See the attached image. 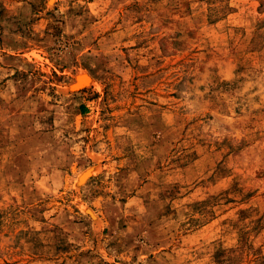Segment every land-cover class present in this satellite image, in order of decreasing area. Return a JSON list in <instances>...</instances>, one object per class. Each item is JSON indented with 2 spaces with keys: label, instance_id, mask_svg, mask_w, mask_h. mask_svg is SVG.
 <instances>
[{
  "label": "rangeland",
  "instance_id": "obj_1",
  "mask_svg": "<svg viewBox=\"0 0 264 264\" xmlns=\"http://www.w3.org/2000/svg\"><path fill=\"white\" fill-rule=\"evenodd\" d=\"M0 264H264V0H0Z\"/></svg>",
  "mask_w": 264,
  "mask_h": 264
},
{
  "label": "bare ground",
  "instance_id": "obj_2",
  "mask_svg": "<svg viewBox=\"0 0 264 264\" xmlns=\"http://www.w3.org/2000/svg\"><path fill=\"white\" fill-rule=\"evenodd\" d=\"M81 80H85V81H86V78L83 77ZM89 173H90V172H89ZM84 174H85V173H84ZM86 174H87V173H86ZM83 180H86L85 177L82 178V181H83Z\"/></svg>",
  "mask_w": 264,
  "mask_h": 264
}]
</instances>
